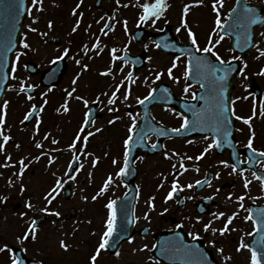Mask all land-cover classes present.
I'll return each instance as SVG.
<instances>
[{"label":"snow or ice","instance_id":"6c2138e0","mask_svg":"<svg viewBox=\"0 0 264 264\" xmlns=\"http://www.w3.org/2000/svg\"><path fill=\"white\" fill-rule=\"evenodd\" d=\"M117 5L121 4V0H115ZM31 8L27 9V14L29 16H32L33 9L42 12L44 11V0H30ZM203 0H193V3L185 4L183 7V15H182V21L180 27L176 28V32L179 33L182 29L187 30L191 45L196 48L198 52L208 53L215 57V60L218 62L217 64L210 63L209 60L205 57L196 56L194 57L196 61V68H197V75L200 77V87L202 89H206L207 95L206 96H200L199 99L206 100V108L201 109L200 111L195 110V106H190V110L193 112V115L196 117L195 120H189L187 115H184L183 113H177V115L182 117V123L179 127H173L171 129H168L167 131L163 128L155 129V131L161 135H169V133L174 134H181L182 132L188 131L190 128L192 130H196L197 127L201 128H208L211 131L215 133V136L212 138L211 143H208L206 147H204L203 151L193 157L190 155L181 154L179 152H176L175 150L169 152L165 151L164 156L166 159L172 160L175 158L179 162V166H177V163L172 164V170H173V179L170 182V190L167 192L166 196L164 197V203H167L169 200H172L174 198V195L178 192L184 191L185 188L192 189L197 186H204L211 188L212 187V180L208 178L207 174H205V177L203 180L197 179L194 183H187L181 184L180 183V176L184 175L189 169L185 164V161H200L203 159V157L213 148H220L222 142L230 141L228 138L231 136V132L229 131V125L231 123L229 119V111H231V115L233 117H236V111L234 108L235 101H229L227 97L225 96V93L227 91L226 82L228 80L229 73L233 71L231 61H226L220 57L218 52L215 51L216 46L225 39V34H219L218 31L222 29L221 24V9L224 6V0H213L212 8L213 11L216 13V19H215V25L216 28L213 30L212 33L209 35L208 45L200 48L197 36L195 32L192 31L191 27H189L188 21L186 17L189 14L190 8L194 5L202 4ZM83 4V0H79V2L76 4V6L72 9V15L77 16V20L75 22V25L72 28V33L77 32V30L80 28L81 24L84 21V13L82 11H78ZM240 0H237V5L239 6ZM128 4H124L123 7H128ZM140 8H142V13L138 17L137 24L143 25L147 24L149 21L154 25L157 20H159L166 10L170 7L167 0H154V2H145L143 4H138ZM6 9L9 12V15L5 18L8 20V28L4 35V45L2 50H0V62H2V65L4 67H7V54L10 52H13V49H16L18 44L21 50H17L14 53V62L10 66V72L4 73L2 76H0V79L2 80H8L11 79H17L16 72L18 67L20 66L21 57L28 54L29 51L34 50L32 47V44L27 39V33L24 34V37L17 41L15 33L17 31V25L20 22V17L25 14V0H11V3L6 4ZM230 16H233L234 19L232 23L229 24L230 28H233L236 32H242L243 39H244V45L250 46V47H256L258 51L257 59L260 57H264V49H261L258 44L254 43L252 40V26L253 25H264V15L258 14L256 7H248L245 6L243 8L242 12H238V8H233L231 10ZM100 20H105V17H101ZM33 23H38V18L33 17ZM119 23V21H115V14L113 16L108 18V22H105L103 27L100 29V33L104 36H107L110 31L114 30V23ZM97 23H100L98 20ZM54 26V21L48 20L47 21V29L48 31H40L39 29L32 26V24H29L28 31L32 33H36L41 38L47 37L49 35V31L52 30ZM92 25L88 24L87 29H91ZM123 27L125 32L128 31V21L127 19L123 20ZM86 29V30H87ZM95 40L91 44V47H89L88 43H85L82 45L81 51L83 53L84 57H88L91 59L92 57L89 55L90 52H95L97 55L101 54L104 51V48L107 47V45L102 46L101 37L99 35H95ZM218 39L213 41L212 37L217 36ZM261 35H264V32H261ZM47 41L45 40V43ZM131 43V41H129ZM155 44L156 48H160L161 44L159 42H153ZM145 49L148 48V45H144ZM164 47H175V44H165ZM237 47H240L239 41L237 43ZM71 49L68 47H65L61 54L55 58L52 59L51 63L55 64L58 60H63L65 57H69ZM123 51L125 55L121 56L118 55V52ZM127 53V46L124 49H118L116 47H113L109 50L110 54V66L106 68L104 71L100 72V75L111 77L114 81L116 80V69L115 65L117 61L121 62V67L119 68V72L123 74L122 79H120L118 82L112 84L109 86V90L102 91L100 95L96 97L92 103L97 104H104V101L101 100V96L107 98V103L104 105L107 107V110L110 113L113 112H119L120 109L118 107V101L120 103H126L129 101V98L132 95L133 91V85L137 83L139 80V77L135 76L133 71H128L126 74H124L125 67L131 65H135L138 63V60H129V58L126 55ZM72 59H75V63L77 65H81L82 61L81 59H76L75 56L71 57ZM233 60H239L241 57L233 56ZM147 60L151 61L152 57H147ZM179 60V57H176L171 67L167 68V75L170 78H173L176 80L177 83H179V77H174L173 71L177 68L178 64L177 61ZM25 69H27V64L23 65ZM89 67L88 64H83L82 70H87ZM192 60L190 59L188 62V65L185 68L184 77L185 80L188 79L189 76L192 75ZM202 67H207L209 71L207 73L200 72L199 69ZM244 67H247V64L245 62ZM217 72H221V75H217ZM82 73H78L75 78L72 79L71 83L73 87L71 90H65L66 91V99L65 101L56 109L57 113L68 112L69 111V102L71 99L75 98L77 100H80L83 102L85 107L89 105V100L84 98L81 95H76L74 97V93H76L77 89L75 85L77 84V80L79 79V76ZM243 75V72L240 73ZM261 75H264V69L261 70ZM155 80L153 83H155L156 80H160L161 77L164 75L163 71H156L154 73ZM149 77H144L143 83L145 85H148ZM35 86L32 84H27L25 86L24 82H21V85L19 87V93H25ZM192 88L191 84H185V87L183 89L184 93L187 95ZM121 89H124L123 92H121ZM48 91H52L51 88L48 89ZM157 88H150V91L146 96L141 98L140 96L136 97V103L143 105L146 101H148L150 98L153 97V94L157 92ZM164 92H167V89H163ZM43 97L47 96V93L41 94ZM121 96L123 99L121 100ZM191 97L193 100L197 99V93L191 92ZM28 100H32L34 97L32 95L27 96ZM243 99H248L247 96L242 97ZM241 99V97H237L236 100ZM48 101L47 99H44L43 105L38 106L33 104L30 108V110L24 115L23 120L21 121V124H24L26 121H30L31 119H36V124L34 127L33 132V141L35 144V147L37 149H41L39 155L31 157L29 159L28 156H23L18 160V166L19 171L18 173H14V175H17L18 179H22L23 175L25 173V170L30 166L32 162H38L42 157L48 156V165L49 167L55 162L57 159L56 156L52 155L51 152H59L63 151L64 149L60 148H53L50 152L43 151V143L39 140H36V135L39 134L40 131V124L41 119L39 118L40 113L44 110V105H47ZM233 105L231 109L229 108V105ZM9 101L3 100L0 101V152H3L5 149V145L13 139V137L10 134V129H6V117H7V109H8ZM128 107H131L129 104ZM102 110V109H101ZM206 113V115H205ZM86 118L83 121V125L80 128L79 132L74 137L71 144L68 145V150H71L72 160L75 162L80 161L81 155H92V153L85 152V149L87 148L88 139L89 137L93 136L95 133L93 132H87L83 136V148L78 147V143H81V133L85 132V127L89 125V123L94 124L95 120L91 118V110L89 112H86ZM131 120V124L128 127V133L129 135L124 140V154H123V164L119 168L118 172L116 173V176H127L129 174L130 170V154H131V145L133 143L134 135L137 132L136 128V116L131 112L128 111L125 113ZM264 118V101H261L258 105L254 103L251 114L248 117H236L237 119H241L245 124L249 126L250 129V136L248 138L246 148L249 150V158L251 159L254 155L258 154L259 157H264V150H258L256 147H254V140L256 138V132L253 128V120L256 118ZM121 119L120 116H114L113 119H110L108 121L109 124L115 123L117 120ZM102 131L101 128H96L95 132ZM6 132L8 134H6ZM50 133L45 134L43 136V140L47 141L49 140ZM141 139H143V136H141ZM209 137L205 136L204 140H208ZM189 144L193 143L192 140L187 141ZM51 143L53 145H58L59 140L53 138L51 140ZM15 147L17 149L21 148V145L19 143H16ZM151 147L153 149L158 147V144H152ZM99 157H95L92 162L91 166L95 168L99 162ZM28 161L26 163L25 161ZM112 163L118 164L119 161L116 159H113ZM221 165H223L225 168H231V172L229 175H239L243 179V188L248 189L249 186L252 184V179H249L247 175H245V172L247 169H243L240 167L242 163H244L243 160L238 159L235 163H229L227 160H221L219 162ZM17 162H14L12 160L11 154H7L6 160L3 163H0V167H16ZM84 168L83 163H79V168L74 169L73 164L69 163L68 170L64 173V175L67 177L68 180H76V176L72 175L71 173L73 171L79 172V170H82ZM194 170L196 172H199V166H195ZM55 175V173H53ZM162 177L161 183L158 185V188H163L164 184L168 182V176L164 175L163 173L160 174ZM252 177L260 181L262 188H264V175H258L257 172L253 171L251 173ZM88 178L91 180L92 173H88ZM220 178V172H216L214 179ZM9 185L13 183L11 178L8 181ZM63 178L57 179L55 181V186L51 187L50 190L46 192L44 195V200L47 202L48 205H51L53 200L56 199V195L58 194V189L62 186ZM114 183L113 175L109 174L107 178L104 180L102 187H100L99 191L96 193V195L92 196V200L95 201L100 196H103L105 193L108 192L110 186H112ZM20 191L23 193L26 191V186L21 183ZM220 189L217 188L215 190V193L213 195H209L204 197V199L211 201L215 198V195L219 193ZM127 195V193H125ZM140 191L139 186L137 187V198H139ZM234 193H229L227 199L232 200ZM247 193L241 195H236L235 200L238 204L239 209H243L247 211L249 214L244 217V220L246 221H253V209H245V199H246ZM194 197H187V199H193ZM85 200L88 199V197H84ZM8 200V196H0V203H6ZM156 197L154 195L149 196L147 200H145V204L148 206V211L144 213V219L146 221L151 220L150 213L155 211L156 204H155ZM179 203V201H177ZM26 207L28 209H32L35 206L31 203V201H28L26 203ZM105 207L108 209V215L107 218L104 221V231L102 232V235L100 237L99 243L97 247L95 248L94 252L89 257V264H97L98 258L101 257L102 251L108 250L110 247H117L115 241H114V235L118 232V226H117V200L116 199H110ZM120 210L123 213L126 223L119 226V232L121 234L127 233V224L129 223H135L139 220V217H136L134 214L130 219H128V206L125 202H122L120 205ZM41 212L49 215H55L57 217L61 216V213L59 211L51 212L48 207H43L40 209ZM165 212L168 211L167 208L164 209ZM257 216L259 217L257 220L254 221V227L253 231L249 233H245L247 236H252L254 233H259L258 237L255 239L253 243H248L245 241L244 236H241L238 246L236 247L235 251L237 253L242 251H249L250 257H249V264H264V208L257 209ZM22 217L27 215L26 212H22L20 214ZM239 216V211H233L231 214H227L224 211H217L211 213L210 218L205 222L204 217L202 215H198L195 217V220L193 222V228H195L196 224H201V230L204 233H210L213 239L209 240V244L212 247H215L217 244V240L214 239L217 235L220 237H224L226 234H229L231 232L236 231L237 229L234 227H230L233 225L234 220ZM187 220H192L193 218L191 216L186 217ZM223 219L224 223L221 227H215L216 221H219ZM91 223V221H89ZM176 228L183 229L184 224L179 223L176 225ZM37 219L31 218L30 222L28 223L27 230L24 233L23 237H18V240L24 241L28 240L29 237L31 239L35 240L37 238ZM147 231V229H145ZM200 231H192L187 233V235L191 236L193 242L200 240L201 235ZM121 240L124 239V236L121 235ZM175 239L178 243V247L175 248L173 251L172 249H169L167 246L161 248V256H166L170 260H176V259H182L184 264H209L208 261V254L200 248V246L196 243L187 244L184 243L183 236L177 232ZM134 241V237H128V242L132 243ZM60 247L64 249L65 251L68 250L69 244L65 240L60 241ZM148 245L145 244L142 249H138L139 251H143L148 249ZM152 247H156V245H153ZM9 251L11 253V264H23V261L20 257L16 256L14 252H12V249L9 248L7 244H4L3 247H0V252ZM218 253H220L222 256H224V260L227 264V261H230L233 259L231 255H224L225 249L224 247H219L216 249ZM116 256L120 255V252L117 251L115 253ZM153 257H149V260H153Z\"/></svg>","mask_w":264,"mask_h":264},{"label":"rangeland","instance_id":"374dc122","mask_svg":"<svg viewBox=\"0 0 264 264\" xmlns=\"http://www.w3.org/2000/svg\"><path fill=\"white\" fill-rule=\"evenodd\" d=\"M60 1V9H58V0H44V11L38 12L33 9L32 16L28 15L23 32L24 34L27 33V39L32 44L34 50L29 51L27 55L21 57L20 66L18 67V70L15 74L17 79H11L10 81V86L12 87V89L6 99L9 102L15 97L16 89L20 87L21 82H24L25 86L34 82L32 81V79L27 78L23 71V64L26 61H33L38 66H40L42 64L40 62L43 61V64L46 65L48 61L50 62L53 58L59 56V54H61L62 50L65 47L71 49L69 53V56L71 57L73 56L74 52L75 54L83 55L81 51L82 45L75 49V43H78L80 41V35H77L78 30L75 33L70 32L78 18L77 16L72 17V9L76 6L79 0ZM145 2L147 1L141 0L140 3L143 4ZM45 6L47 7L45 8ZM180 6V3L172 5L173 8H177V16L178 8ZM78 11H82L83 13H85L83 8H80ZM57 13H59V15ZM51 16H54L55 19L50 18ZM33 17L38 18V23L32 22ZM48 19H52L54 21V26L52 30L49 31V34L51 36L49 35V37L47 36L41 38L36 33L28 31L27 26L29 24H32L33 27L39 29L40 31H48L46 27ZM73 22L74 25H72ZM201 29V34L205 36V33L207 34L209 29ZM79 31L83 34L80 43H88L89 47H91V44L94 42V38L91 37L90 40V37L87 36L90 42L87 41L85 33L86 28L84 23L81 24ZM88 33H90V30H88ZM73 34L77 35L75 37V41L73 40ZM54 36L59 39L58 46H54L52 43ZM45 40L47 41L46 43ZM111 42L114 44L108 42H103L104 44H102V46L107 45V47H105L104 51L102 52L107 57H110L109 50L113 48V46H117L118 48L122 47L121 44H124L126 41L124 39L117 38ZM36 49L37 53L35 51ZM147 50L149 51V47L147 48ZM89 55L92 58L89 59L86 64H94L96 61L95 56H97L96 53L90 52ZM254 59L257 62H260L257 57H254ZM168 63L169 62L166 61V66ZM250 63L251 61L247 63V67L244 68L246 69V74L239 78L238 83H243L245 77H253L251 75L252 72L258 69L259 64L252 67ZM72 64L73 63L71 62V60H68V67H70ZM154 64L157 66V68H164L165 61L162 62L158 58H154ZM44 65H41V67H44ZM262 87L264 89V86ZM57 89L52 90L51 95L56 93L55 91ZM144 92L145 90L143 91V93ZM18 104L19 112L21 111L22 113L23 106H29L30 102L18 101ZM21 113L20 115H22ZM82 116L83 110L81 109V103L73 102L72 105L69 106V111L66 112L64 119L60 123V137L63 142L61 141V143H59L58 145H53L51 143L52 139H49L47 141L39 140V134L36 135L35 139L43 143V151L50 152L53 148L64 149L63 151L59 152H51V154L56 156L57 159L50 167L48 165V156H44L38 162H32L30 166L25 170L23 178L19 179V181H16L14 177L12 178L0 176V186H10L13 189L12 191L11 188H9L5 192L3 191V193L6 196H11L10 199L17 198L16 202L20 203L21 205L19 210V212L21 211L20 214L22 212L27 213V215L22 217L20 214H17L19 212H17L16 214L13 213L12 206H10V209L7 210L5 209V207L1 208V205L0 208L2 209V211H0V240L2 238L3 240H8L6 244H8L9 247L10 245L21 246L25 254L29 258L39 260L43 264H89V257L97 247L102 232L104 231V221L107 218L105 205L111 195L116 196L117 194L119 195L121 193L120 187L116 186L113 183V185L110 186L108 192L105 193L103 197L100 196L97 203V199L95 201L92 200V196L96 195L109 174L113 175V179H115L116 177V167H112L114 165L112 161L113 159H115L116 153L115 151H108L103 144V140L106 144H109V141L111 140V138L109 136H106L105 134L103 140L101 138H96L95 140L87 144V148L91 150L93 156L101 158V166L108 170H103L99 167V170L92 174V178L90 181L88 178V173L90 172L89 166H91V162L94 157L91 155L82 156L81 163L84 164V168L77 172V174L75 175L76 180H70L69 182L70 185H72L75 189L74 200L71 203H68L63 200V196L58 197L56 195V198H58L53 200L51 206L46 205V201L43 197L46 192L55 185L56 178L58 176L63 177V174H61L62 169L64 168L62 166L65 163V161L63 160L72 153L71 150H68V145L71 144L70 142H68V136L69 134L76 135L79 132V129L82 127ZM9 119L11 125L13 124L12 122L17 119L16 115L12 114L10 109ZM258 120L261 121L262 124H264V118L258 117ZM51 131L54 132L53 129H51ZM13 135L16 136V134L12 133L11 136ZM31 137L33 138V134L31 135ZM16 138L20 141L21 147L24 149L26 148V151H22V149L20 148V154L16 155V157L12 159L14 162H17L16 167H9L13 171L15 169H19L18 160L21 157L28 156L29 159H31V157L39 155L41 151V149H37L35 147L34 141L31 142L29 146L26 145L30 141L29 135H18ZM78 147L81 148L80 146ZM11 148L12 147L8 146V148L2 153V157L5 158V160L7 154H11ZM25 162L28 163L27 160ZM218 167L221 166L218 165ZM16 171L18 172L19 170ZM53 173H55V175H53ZM81 173H84V175H82ZM10 178L13 181L11 185H9L8 183ZM21 183L26 186V191H24L23 193L20 191ZM91 186H94L95 188ZM84 197H88V199L85 200ZM28 201H31V203L35 207L32 209H28L26 207V203ZM43 207H48L51 212L59 211L61 213V216L57 217L55 215H49L41 212L40 209ZM71 208L77 211L78 218L65 221L63 217ZM230 210L233 211L234 208H231ZM144 211L147 212L148 209H146L145 206L142 207V205H139V209L137 212V217H139V220L137 221L138 225L142 226L143 224L153 223V228L156 229L158 227V224L155 223V221L157 219L158 212L155 210L150 213V216L153 219L148 223V221L144 219ZM34 215H37L43 219L40 229L37 230V238L29 242L18 240L17 238L22 236L23 231L27 230V224L30 222V219ZM89 221H91V223H89ZM71 230L76 231V233L68 234ZM151 235L152 234L149 235V239L135 238L132 243L124 244L121 248L118 261L109 264H155L152 260H149V257H151L150 254L149 256H146L148 250L150 253V248L152 249L153 245V235ZM239 235L240 237H238L237 239H240L241 236L245 235V233L242 231L239 233ZM61 240H65L69 244V248L67 251L60 247ZM145 244L149 246L148 249L139 251L138 249H142ZM240 253L241 254H237L235 261H233L231 264H246L244 251ZM84 254H87L86 258L84 257ZM215 258L218 259L219 264H226V262H223L224 256H222L218 252H215ZM102 261L103 254H101L100 258H98L97 264H101Z\"/></svg>","mask_w":264,"mask_h":264},{"label":"flooded vegetation","instance_id":"af4514ba","mask_svg":"<svg viewBox=\"0 0 264 264\" xmlns=\"http://www.w3.org/2000/svg\"><path fill=\"white\" fill-rule=\"evenodd\" d=\"M151 0H149L150 2ZM168 4L170 6L176 5L180 3L182 6L185 4L193 3V0H167ZM213 0H203L202 4L194 5L190 8L192 14H198L200 18H196L193 16H187L186 19L188 21L189 27H191L192 31L195 32L196 36H199V39L197 38L198 44L200 48H203L208 45L209 35L213 32V30L216 28L215 25V19H216V13L213 11L212 8ZM246 6L248 7H256L258 14L264 15V0H240L239 6L237 5V0H224V6L221 9V24H222V30L218 31V35L222 34L220 31L226 30V34L232 33V28L229 27V24L232 23V18L230 17L231 10L233 8H238V12H242L243 8ZM85 8L87 10H90L92 14L97 15V19H95V22H93L94 27L101 28L104 25V21H108V18L113 16L115 14V21H119V23H114V30L110 31L109 34H112L113 36H117L119 31H125L123 27V20L127 19L128 21V31L130 34L128 36L132 35L135 30L138 28H144V25L147 26V29L149 30V56L150 57H160L163 60H168L170 62H173L175 57L172 56H165L161 54L160 52L156 51V55L151 51L152 48H155L153 45L152 36L153 34L159 33H153L152 30H161V29H167L169 26L176 30V28L180 27L181 21H175V22H164V24L161 25V27H157L154 29H151V26L153 25L151 22L147 24H143L140 26H137L133 21L130 15L123 14L121 11V8L118 10L113 8V5L111 3H107L104 1V3L101 5L99 9L94 7V0H86ZM105 17V20H100L101 17ZM100 21V23H97V21ZM170 28V29H171ZM201 28H208L207 34L205 33V36L201 34L202 29ZM263 30L256 32L253 30L254 35L259 36ZM217 36H213L212 39L215 41L218 39ZM175 38L180 42V44L189 45L190 47H193L190 42V38L188 35L187 30L182 29L179 33H176L174 35ZM201 37V38H200ZM260 37V36H259ZM260 39V38H259ZM262 40V39H261ZM231 45V37H227L225 35V39L221 41L217 46L215 51L218 52L220 57L226 61L233 60L232 53L229 50V46ZM223 47L220 49H217V47ZM195 50L196 48L193 47ZM203 53V52H199ZM207 54L212 60L215 59L214 56L211 54ZM134 55H137L134 53ZM231 55V57H230ZM185 62L186 58H179L177 61V68L174 69L173 75L174 77H179V83L176 82L175 79L168 77L167 71L164 70L166 67V61L164 65V69H158L155 70V67L152 64V60L149 61V68L148 65L145 67V71L143 73L142 80L140 81V84L143 83L144 77H149L148 85H145L146 87L150 88L154 87L157 88L160 85H165L167 88H170L173 98L177 101L183 102L185 105V102L193 101L191 97V92H196L197 96H206L207 92L205 90H202V88L199 85L192 86L190 92L186 95L183 91L185 87ZM121 65L118 66L120 68ZM130 69V66L125 67L124 71H128ZM119 70V69H118ZM141 71V72H142ZM156 71H163L164 75L161 77L160 80H156L155 83L153 81L155 80L154 73ZM140 71L135 73V76H137ZM119 76L121 73L118 71ZM243 74H246L243 71ZM252 76H254V72L252 73ZM109 85H112L116 83L114 80H109ZM255 81L250 80L249 77H245L243 83L241 84V87L237 85H233V88L231 92L229 93V101H235L234 108L236 111V117H247L250 111V106L254 105V95L251 91V84H253ZM73 87L72 83L70 84V89ZM106 87H103L101 90L105 91ZM82 90V88H80ZM247 96L248 99H243L242 97ZM264 100V93H262ZM261 96V97H262ZM237 97H241V99L236 100ZM106 98V97H105ZM165 100H169L168 96L164 97ZM257 101V102H260ZM192 103V102H190ZM131 105V107H128V105ZM206 100L199 99L196 103H193L189 105L187 108L184 109V111H175L172 107L164 108L160 106H153L149 108V115L152 117L154 122L158 125H161L165 129H171L173 127H179L181 125L182 117L177 115V113H183L184 115L188 116H194L193 112L190 110V106H195L196 111H200L201 109L206 108ZM98 110L95 113L97 116V119L95 120L94 125L98 120H100L103 117L102 113V107L100 104H98ZM137 103H126L122 104L118 102V107L120 109L119 112H113L111 115L114 116H120L121 119L117 120L115 123H113V126L111 128L110 136L114 140V147L116 154L119 158H121L122 154L124 153V140L129 135L128 133V127L131 124V120L127 115H125L126 112L131 111L136 116V128L137 131H139V126L141 123V110L138 108ZM231 107L233 105L230 104ZM206 115V113H205ZM235 118V137L239 144H241L242 147H246L248 138L250 136V129L247 124H245L241 119ZM196 117L194 116V120ZM253 128L256 132V138L254 140H261L263 139V129L260 124L253 122ZM202 130H205L207 135H198L196 132L192 131L190 128L188 131L183 133L182 137L179 136H173L169 137L163 141H159L156 136H150V135H144L142 144L137 145V155L134 159V166L136 169V180H135V187L137 188L139 186L140 195H143L145 199L147 200L149 196L154 195L156 197L155 204L158 205L157 207V223L159 231L158 232H164V233H172L177 228L176 225L179 223L184 224V228L180 229L189 239H192L191 236L187 235V233L192 231H200L201 230V224H196L195 228H193V222L195 220V217L198 215H202L204 217V221L206 222L210 216L211 213L217 212V211H224L227 213V210L230 207V200L226 198L220 199L218 197V193L215 195V198L211 201H208L204 199V197L213 195L215 193V190L217 188L220 189V191H229V189L224 188V185H226L228 182H231L228 174L225 171H220L218 169L217 161L218 156L214 149L210 150L202 160L196 161H185L186 166H189V168H192V171H194L193 176H189L186 182H183L180 176V183L181 184H187L189 182L194 183L195 180L201 179L203 180L205 177V174H207L208 178L212 180V187L209 188L206 185L204 186H197L192 189L185 188L184 191L178 192L172 200H169L167 203H164V197L166 196L165 192H168L170 190V182L173 179V170H172V164L177 163V166H179V162L173 158L172 160L166 159L164 156L165 151H173L179 152L181 154H187L190 156H197L199 155L204 147L208 143H211L212 140V133L208 128H202ZM205 136H210L209 139L206 141L204 140ZM192 140L193 143L189 144L187 141ZM158 144V147L156 149L160 150V153H157L155 155L150 156L149 155V149L152 148V144ZM259 148L258 146H254ZM226 154V153H225ZM224 154V155H225ZM223 155V156H224ZM122 159V158H121ZM195 166H199L200 171L196 172L194 170ZM194 167V168H193ZM149 170L152 172V170L158 172L165 173L166 176H168V182L164 184L163 188H158V185L160 183L156 182H149ZM216 172H220V178L214 179ZM194 197L193 199H187V197ZM177 201L181 202V205L177 203ZM253 205H260L261 198H256L253 200ZM162 203V204H161ZM247 205V204H246ZM245 205V206H246ZM167 208L168 211L165 212L164 209ZM191 216L192 220L185 219L186 217ZM149 222V221H148ZM218 221L215 223V227L217 226ZM223 225L222 222L219 223L218 227H221ZM244 228H241V227ZM230 227H234L237 230L235 232H231L229 234H226L224 237H220L217 235L214 239L217 240V244L215 247H212L209 244V240L213 239L210 233H204L200 231L201 235V241L208 251L213 254L214 256L215 252H217V248L224 247L225 253L224 255H231L233 259L237 257V252L235 251L236 247L238 246L239 240L237 239L240 237L238 235L240 232L249 233L253 230V226L250 221H243L240 225H231ZM148 228H151L150 226ZM247 236V235H245ZM249 237V236H247ZM220 254V253H219ZM117 256H110L108 255V260L112 262L116 261ZM218 260V259H217ZM225 263V260H223Z\"/></svg>","mask_w":264,"mask_h":264},{"label":"water","instance_id":"95a60500","mask_svg":"<svg viewBox=\"0 0 264 264\" xmlns=\"http://www.w3.org/2000/svg\"><path fill=\"white\" fill-rule=\"evenodd\" d=\"M0 67H1V64H0ZM5 72H6V68H4V69L0 68V76H2ZM5 81L6 80L0 79V96H1V93H2V91L4 89ZM128 199L133 200V198L125 197L123 199V201L118 202V206H120L122 202H125L126 204H128V201H126ZM130 210H131V204L129 205V211ZM117 214H118V219H117L118 232H117V234L114 235V241H115L116 245H119V243L123 240V239L121 240V238H120L121 235L124 236V239H127L131 235L132 226L130 225V223L127 224V229H128L127 233L121 234L119 232V226L125 224L126 221L124 222V215L119 209H117ZM165 246H166L165 242L161 241V239L159 241L157 240V247H156V249L154 251V254H156V251H157V254L159 255V257H161L162 259H165L166 256H161V248L165 247ZM114 248L116 249V247H114ZM175 248L176 247L174 246V247H171L169 249H172L174 251ZM19 257L23 261V264H35V263H32V262L26 261L22 256H19Z\"/></svg>","mask_w":264,"mask_h":264}]
</instances>
